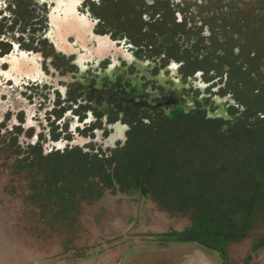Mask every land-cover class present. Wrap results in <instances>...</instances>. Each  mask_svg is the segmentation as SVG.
Here are the masks:
<instances>
[{"label":"rangeland","instance_id":"374dc122","mask_svg":"<svg viewBox=\"0 0 264 264\" xmlns=\"http://www.w3.org/2000/svg\"><path fill=\"white\" fill-rule=\"evenodd\" d=\"M147 1L112 0L103 13L141 26ZM172 1L158 3L159 15L148 25L151 35L156 32L155 43L163 44L168 31L177 29L169 7ZM3 2L0 51L16 44L25 52L18 55V87L28 80L25 72L36 66L33 52L44 59L38 62L45 73L59 78L53 86L68 89L54 96L52 84L29 86L26 91L18 88L16 93L6 88V94L15 96L0 103V264H70L82 259L93 264L110 251L117 233L125 239L119 248L121 264H135L134 258L138 264H154L158 251L151 244L159 240L164 245L165 239L178 243L173 253H160L162 264H264V245L252 247L264 237V113L259 114L264 112V0H206L192 7L202 26L211 28L207 39L188 33L195 50L214 53L213 57L224 51L230 61L242 56L244 70L230 72L227 86L244 107V118L221 130V122L205 121L200 114L147 122L130 116L124 145L107 158L94 160L83 154L95 152V146L86 143L88 138L79 142L81 149L71 148V142L94 137L93 128L99 127L102 114L94 109L87 113L88 108L80 106L79 88L70 83L77 79L75 69L60 55L48 62L57 73L49 71L46 57L52 48L40 36L45 28L49 30L46 4L11 0L18 3L14 8L9 0L8 6ZM220 6L225 10L223 18L209 15L221 11ZM154 12L144 15L153 17ZM78 16L76 10L58 12L61 26L53 30L58 43V33L65 28L87 35ZM185 19L193 22L188 13ZM218 38H225L223 46ZM68 41L74 42V36ZM9 85L7 81L4 86ZM94 117L100 119L89 122ZM52 141L65 144L57 151ZM141 173H145L143 195L133 186ZM243 211H249L251 223L236 241L208 247L185 240L189 237L181 231L193 212L235 218ZM139 230L150 237L134 243V238H141L136 235Z\"/></svg>","mask_w":264,"mask_h":264},{"label":"flooded vegetation","instance_id":"af4514ba","mask_svg":"<svg viewBox=\"0 0 264 264\" xmlns=\"http://www.w3.org/2000/svg\"><path fill=\"white\" fill-rule=\"evenodd\" d=\"M3 1L4 5L8 6L11 0L8 4H5L7 0ZM34 1L39 5L46 4L48 9L45 22L49 24V30L45 28L40 36L52 48L46 57L49 71L56 72L48 62H52L56 56L60 55L64 64L75 69L73 75H76L77 79L72 81L70 79V83L79 88L80 106L88 108L85 111L87 113L94 109L97 114H102H100L101 119L94 117L89 121L102 120L99 127L93 128L94 137L71 139V144H74L71 148L81 149L79 142H84L88 138L86 143L93 144L95 152L93 154L90 151H83V154L90 160L99 159L101 156L107 158L113 149L124 145L125 133L130 128L127 123L130 116L147 122L154 118L200 114L202 119L208 122H221V130L244 118V107L235 100L228 89L230 87L227 86V84L230 85L227 80L230 72L233 74L238 70L243 72L242 56H235L233 61H230L224 57V51H216L214 57V53L198 52L194 49L195 40L188 35L191 31L199 33L200 37L210 38L209 29L211 28L206 23L202 26L196 9L192 8L206 0L172 1L173 4L169 7H173L177 29L173 32L168 31L169 36L163 44L160 41L157 43L153 41L157 38L156 32L151 35L148 25L155 16L158 17L157 4H163L164 0L147 1L146 5L142 6L141 16L144 24L137 27H132L125 21L119 20V22L118 18L111 13H103L112 0L110 2L109 0ZM208 1L213 3L214 0ZM187 2L189 5H186ZM220 2L217 5H220ZM10 5L15 8L18 3L12 2ZM220 7L221 11L212 10L209 15L223 18L225 10L223 6ZM183 8L190 10L185 11ZM62 10H76L79 13V27L84 31L87 30V35L82 36L80 32L77 34L74 30L65 28L58 33L59 35L57 34V39L60 40L58 43L53 30L61 26L57 25V18L58 12ZM145 10L148 12L155 10L154 16L146 17ZM187 13L191 15L193 22L186 21ZM191 24L194 25L191 27ZM197 34L196 37L199 36ZM69 36H74V42L68 41ZM217 40L223 46L225 38ZM90 43L92 46H89ZM22 54L25 52L16 44L9 50L0 51V65L6 66L0 67V96H4V101L0 103L6 104L11 96H15L11 93H16L18 88L26 91L33 85L38 87L43 84H52L51 94L54 96L57 91L61 95L66 93L67 86H53L59 78L48 76L41 68L42 64L38 62L39 59L42 61L44 59L33 52H31L32 57L38 63H34L36 66L30 73L25 72L28 80L18 87L20 74H18L17 60L18 55ZM68 76V74L63 75L64 78ZM7 81L11 84L8 87L4 86ZM6 88L10 89V94H6L9 91L5 93ZM22 113L26 117L29 116L24 109ZM262 113L264 112L259 114ZM52 142L56 145L57 151L61 150L60 144L63 145V141Z\"/></svg>","mask_w":264,"mask_h":264},{"label":"trees","instance_id":"16d2710c","mask_svg":"<svg viewBox=\"0 0 264 264\" xmlns=\"http://www.w3.org/2000/svg\"><path fill=\"white\" fill-rule=\"evenodd\" d=\"M148 166L145 172L149 171ZM143 174L145 175V173L137 175L133 183L139 195H143L145 192L142 184ZM250 223L251 218L249 211H243L241 215L235 218L215 213L203 214L200 212H193L190 215L189 224L181 231L186 233L189 237L185 240H195L202 245L213 247L214 245H223L226 242L241 239L248 232ZM260 245H264V237L257 239L252 247L256 248Z\"/></svg>","mask_w":264,"mask_h":264},{"label":"crops","instance_id":"0c3cea01","mask_svg":"<svg viewBox=\"0 0 264 264\" xmlns=\"http://www.w3.org/2000/svg\"><path fill=\"white\" fill-rule=\"evenodd\" d=\"M142 232H145V231L139 230V232L136 234L138 237H141V238H134L132 240L134 243L140 241V239L144 240V239H147V237H150V235L149 236L144 235ZM123 240H125V239L121 240L119 237V233H117L116 239H115L116 242L115 241H113L114 243L112 242V246L110 247V251L108 253H106L104 256H102L100 259H97L93 264H117V263L121 264V258H120L121 253H120L119 248L121 247V243L123 242ZM165 240H164V242L168 246H166L165 244L163 245V243L159 244L158 243L159 240H156L154 244H151V245L155 246V248H156L155 250L158 251V253H156L155 257H154V260H155L154 264H162V263H160V260H163V258H161V256H160L161 252H164V253L166 252V253L170 254V253H173L175 251V249H177V243H178L177 241L170 240V239H168L169 241L168 240L165 241ZM133 260L135 261V264H138L137 260L135 258ZM50 264H55V262H51ZM70 264H84V260L82 259L76 263H70Z\"/></svg>","mask_w":264,"mask_h":264},{"label":"built area","instance_id":"2783aa9c","mask_svg":"<svg viewBox=\"0 0 264 264\" xmlns=\"http://www.w3.org/2000/svg\"><path fill=\"white\" fill-rule=\"evenodd\" d=\"M118 264V263H117Z\"/></svg>","mask_w":264,"mask_h":264}]
</instances>
